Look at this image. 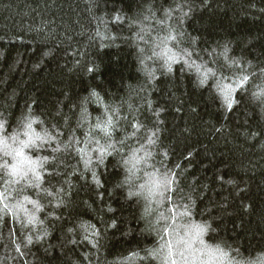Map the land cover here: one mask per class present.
<instances>
[{
    "label": "trees",
    "instance_id": "16d2710c",
    "mask_svg": "<svg viewBox=\"0 0 264 264\" xmlns=\"http://www.w3.org/2000/svg\"><path fill=\"white\" fill-rule=\"evenodd\" d=\"M173 261L264 264V0H0V264Z\"/></svg>",
    "mask_w": 264,
    "mask_h": 264
},
{
    "label": "snow or ice",
    "instance_id": "6c2138e0",
    "mask_svg": "<svg viewBox=\"0 0 264 264\" xmlns=\"http://www.w3.org/2000/svg\"><path fill=\"white\" fill-rule=\"evenodd\" d=\"M247 79V77H242L241 78V80H240V85L242 86L243 85V83H244V81ZM203 82V81H202ZM224 98H225V101L227 102V104H228V107L229 108H231V106H232V97H231V91L230 90H228V91H225L224 92ZM28 128L30 129L31 128V124H29L28 125ZM16 138L15 137H13V140H15ZM37 139H39L38 137H37ZM29 143H30V141H29ZM28 145L26 144V143H23V142H21L20 143V145H19V147H17L16 149H14V152L13 153H10V152H8L7 151V149L5 150V155L7 156V155H13V157L14 158H21V161H23V159H25V158H23V152H22V149L24 148V147H27ZM18 164H19V162H18ZM18 164H14V165H12V167H11V170H10V172H9V175L10 176H19L20 178H24V177H26L27 175H28V173H29V171L31 172V174L33 175V176H35V179L36 180H39V176L38 175H36V168L33 166V167H31L30 169H26V170H24V171H20V169H19V166H18ZM4 168H5V170H8V165L7 164H5L4 165ZM93 176H95V173H93ZM3 195H7V193H4ZM203 232V229L202 228H198L197 229V233L198 234H201ZM29 242H31V241H29ZM168 248H169V250H171V244H169L168 245ZM181 255H183V253H181ZM172 264H176V262L175 261H173L172 262Z\"/></svg>",
    "mask_w": 264,
    "mask_h": 264
},
{
    "label": "rangeland",
    "instance_id": "374dc122",
    "mask_svg": "<svg viewBox=\"0 0 264 264\" xmlns=\"http://www.w3.org/2000/svg\"><path fill=\"white\" fill-rule=\"evenodd\" d=\"M177 239H178V238H177V236H176V240H177ZM191 249H192V247L189 248V250H188V253H189V254H193V253L190 251ZM196 253H197V252H196ZM185 257H186V259H188L189 256L187 255V256H185Z\"/></svg>",
    "mask_w": 264,
    "mask_h": 264
}]
</instances>
